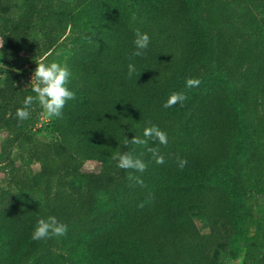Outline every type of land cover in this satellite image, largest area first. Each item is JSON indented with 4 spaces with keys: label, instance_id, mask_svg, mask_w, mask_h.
I'll return each instance as SVG.
<instances>
[{
    "label": "trees",
    "instance_id": "obj_1",
    "mask_svg": "<svg viewBox=\"0 0 264 264\" xmlns=\"http://www.w3.org/2000/svg\"><path fill=\"white\" fill-rule=\"evenodd\" d=\"M197 1L215 19L231 3H251L238 23L247 33L257 28L264 34V0ZM193 6L194 0H0V54L8 69L0 81V135L18 149L5 156L7 189L0 185V264H66L54 248L80 264H224L205 236L218 252L232 254L242 238L237 192L264 198V145H254L245 169H235L233 187L215 181L245 130L226 84L204 80L217 72L234 78L237 100L257 113L264 108V54L225 23L211 39ZM37 22L41 38L28 40ZM88 25L94 37L78 43L66 61L76 98L61 118H50L53 139L44 141L34 131L45 113L38 103L27 120L16 117L24 99L35 96L26 84L30 75L22 72L24 54L33 73L37 58L55 60L57 45ZM137 28L151 39L143 56L132 57ZM211 58L215 66L208 65ZM130 62L136 73L129 79ZM189 78L201 84L188 88ZM172 92L187 100L165 108ZM149 122L168 134L166 146L148 145L159 147L164 164H156L147 147L122 143L125 135L142 136ZM253 136L264 138V120L253 126ZM117 151L142 159L146 171L118 168ZM177 157L187 160L185 167ZM86 161L102 167L84 172ZM32 164L39 165L42 204L27 199L36 190ZM129 172L144 186L130 181ZM76 177L84 190L69 183ZM99 191L109 195L108 206L98 207ZM49 215L68 226L67 234L33 240L37 219ZM259 236L264 243V224ZM256 247L244 264H264V248Z\"/></svg>",
    "mask_w": 264,
    "mask_h": 264
},
{
    "label": "rangeland",
    "instance_id": "obj_2",
    "mask_svg": "<svg viewBox=\"0 0 264 264\" xmlns=\"http://www.w3.org/2000/svg\"><path fill=\"white\" fill-rule=\"evenodd\" d=\"M72 5H75L78 0H66ZM259 4V0H255ZM228 11L221 13L217 19L212 17V14L209 12V8L203 4L198 3L197 0H194L193 13L194 16L203 22L209 31V36L211 39L217 35L219 24L225 23L231 26L234 29V33L244 39H251L253 44H255L260 51L264 54V34L258 32L256 28L255 32H246L243 31L238 23V14H241L244 10L252 9L244 3L240 4H229ZM264 6V5H263ZM250 7V8H249ZM87 21H83L81 26H85ZM95 29L92 25H88L87 29L79 28L76 30V33L69 39L62 40L55 49V61L66 64V61L70 54L72 53L73 48L81 42L90 41L94 37ZM41 38L40 33V23L37 22L34 24L32 29L28 33V40H39ZM1 46V42H0ZM0 63H2V58L0 54ZM208 65L215 66L214 58H211L208 61ZM1 68V67H0ZM216 71V70H215ZM22 72L27 77V86H31L32 78V64L30 62V57L28 52L24 54L23 57V67ZM214 80L223 81L233 99L237 101V104L241 110V120L242 126L245 130V135L241 139L236 147L234 155L231 161L224 166L221 171L215 176V181L217 183L222 182L224 185L232 186V179L236 175L235 169L241 167L245 169L247 158L249 156L250 150L254 145L261 144L264 145V138L258 139L253 136V126L264 120V108L257 113H249L244 108L243 104L237 100V84L236 80L230 76H220V73L213 74L208 76L204 83L212 82ZM38 138L44 141H50L53 139V135L50 132V118L44 113L39 124L34 128ZM14 151L15 153L18 149H10L7 143V134L2 132L0 135V185L7 189V184L5 182V168H6V155ZM18 166L22 167V164L18 162ZM102 167V164L98 162L86 161L83 164V171H98ZM29 172L33 174L36 182V190L33 194L27 195V199L42 204V184L38 179L39 165L32 164L31 168L29 167ZM247 178V177H245ZM69 183L77 190H84V182L80 177L71 178ZM238 194V205H239V219L241 222V231L242 238L237 242L234 251L230 256H226L218 252L215 246L210 242L208 236H205V240L209 246L211 253L221 262L225 264V261H228V264H244L248 259V256L254 253L257 249L256 246L260 245V248H264V243L259 236V228L264 224V198L256 194L243 195L240 192ZM98 196V207H106L109 205V195L104 191L97 192ZM197 227L202 231L201 222L195 219ZM204 235V234H203ZM53 251L64 258L66 264H80L79 262L71 259L67 254L60 251L58 248H54Z\"/></svg>",
    "mask_w": 264,
    "mask_h": 264
},
{
    "label": "clouds",
    "instance_id": "obj_3",
    "mask_svg": "<svg viewBox=\"0 0 264 264\" xmlns=\"http://www.w3.org/2000/svg\"><path fill=\"white\" fill-rule=\"evenodd\" d=\"M150 39L147 32H142L139 28L135 29L132 57L143 56L150 44ZM46 59L45 56L35 60L36 68L33 71L30 82L35 96H27L23 101V106L17 108L16 117L20 122L30 117V108L34 103H38L49 118H61L67 102L76 98V94L68 86L72 78L71 69L66 64H61L55 60L45 62ZM0 67L5 69L3 74H0V81H4L7 79L8 69L2 63H0ZM127 69L128 78L130 79L136 73V66L130 62L127 65ZM200 84L201 80L199 78H189L186 81V87L188 88L198 87ZM0 87H3V85L0 84ZM186 100L187 96L183 92H172L163 106L170 108L177 104L183 105ZM125 123H127V120ZM149 125L143 129L142 136L135 135L132 139H129L125 135L122 143L125 146L129 144L145 146L156 164H164L165 158L161 154L159 147H149L148 145L151 141L154 144L166 146L168 144V134L156 124L149 122ZM112 159L117 161V167L123 170L132 169L143 173L147 169V164L142 159L135 157L131 152L121 153L117 151L114 153ZM177 159L180 168L186 166V159L180 157H177ZM127 178L136 184L144 186V182L140 176H134L129 172ZM143 206V203L139 205L141 208ZM67 231L68 226L65 223L61 222L56 216L49 215L37 219L31 238L33 240H46L52 237L64 236L67 234ZM225 264H228L227 260Z\"/></svg>",
    "mask_w": 264,
    "mask_h": 264
}]
</instances>
